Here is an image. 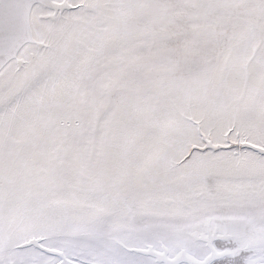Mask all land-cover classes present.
<instances>
[{
	"label": "snow or ice",
	"instance_id": "obj_1",
	"mask_svg": "<svg viewBox=\"0 0 264 264\" xmlns=\"http://www.w3.org/2000/svg\"><path fill=\"white\" fill-rule=\"evenodd\" d=\"M0 264H264V0H0Z\"/></svg>",
	"mask_w": 264,
	"mask_h": 264
}]
</instances>
